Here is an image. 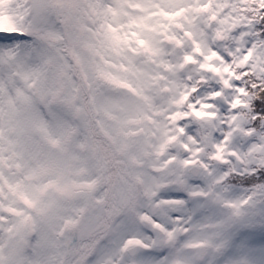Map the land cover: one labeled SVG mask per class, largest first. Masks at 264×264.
I'll use <instances>...</instances> for the list:
<instances>
[{"label":"clouds","instance_id":"obj_1","mask_svg":"<svg viewBox=\"0 0 264 264\" xmlns=\"http://www.w3.org/2000/svg\"><path fill=\"white\" fill-rule=\"evenodd\" d=\"M0 264H264V0H0Z\"/></svg>","mask_w":264,"mask_h":264}]
</instances>
